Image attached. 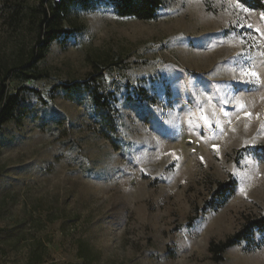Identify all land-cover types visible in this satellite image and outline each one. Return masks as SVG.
<instances>
[{
  "label": "rangeland",
  "instance_id": "374dc122",
  "mask_svg": "<svg viewBox=\"0 0 264 264\" xmlns=\"http://www.w3.org/2000/svg\"><path fill=\"white\" fill-rule=\"evenodd\" d=\"M54 1L0 0L2 64L31 69L41 3ZM261 13L236 0H164L150 22L109 3L71 8L63 29L80 31L32 65L42 78L10 83L20 102L0 128V264H27L39 240L43 264H84L80 242L93 264H264V234L222 261L210 252L264 216ZM93 88L116 100L118 140L96 132Z\"/></svg>",
  "mask_w": 264,
  "mask_h": 264
},
{
  "label": "trees",
  "instance_id": "16d2710c",
  "mask_svg": "<svg viewBox=\"0 0 264 264\" xmlns=\"http://www.w3.org/2000/svg\"><path fill=\"white\" fill-rule=\"evenodd\" d=\"M238 3L255 9H263L264 6L259 0H236ZM97 3L111 4L117 15L121 18H133L143 22H150L156 19L159 11L164 6V0H59L49 6L41 3V16L38 23L37 46L31 51L27 60L29 67L24 71L25 65H14L9 67L0 62V128L15 120V111L20 102V90L13 92L10 89L12 79L21 82L35 81L42 78L40 74L33 71L34 64L43 60L48 46L62 35L74 34L78 30L63 29L64 19L67 18L71 8L76 7L87 10ZM75 31V32H74ZM33 65V66H32ZM14 72H18L13 76ZM15 77V78H14ZM75 89V87H72ZM93 100L94 111L98 129L97 134L106 140L119 139L118 112L116 100L111 96H105L98 89L87 90ZM236 187V182H219L212 193V200L215 209L222 208L230 199ZM255 233L264 234V216L248 218L241 229L226 241L215 244L211 243L210 252L222 261V256L229 249L237 246L243 241L252 239ZM48 253V248L40 240L30 249L27 264H43ZM98 254L84 242H80L77 248V257L84 264H93V259Z\"/></svg>",
  "mask_w": 264,
  "mask_h": 264
},
{
  "label": "snow or ice",
  "instance_id": "6c2138e0",
  "mask_svg": "<svg viewBox=\"0 0 264 264\" xmlns=\"http://www.w3.org/2000/svg\"><path fill=\"white\" fill-rule=\"evenodd\" d=\"M261 16L264 17V13H261ZM248 75V74H246ZM250 75L252 76H255L256 74L255 73H251ZM242 83H250V81H241ZM247 116H251V113H246ZM216 147V146H214Z\"/></svg>",
  "mask_w": 264,
  "mask_h": 264
}]
</instances>
